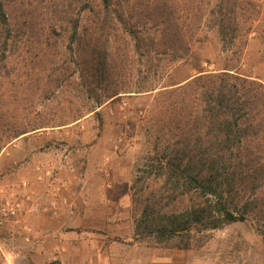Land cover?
I'll return each instance as SVG.
<instances>
[{"label": "rangeland", "instance_id": "374dc122", "mask_svg": "<svg viewBox=\"0 0 264 264\" xmlns=\"http://www.w3.org/2000/svg\"><path fill=\"white\" fill-rule=\"evenodd\" d=\"M60 1L10 3L18 56L0 70V203L19 202L21 215L0 227V264H264V240L249 222L211 230L203 245L186 250L133 239L130 188L156 146L147 118L155 91L120 94L88 112L93 100L72 72ZM116 1L131 9L143 0ZM216 1L174 0L201 14L188 55L150 72L132 58L142 69L133 67L132 81L159 88L228 66L264 82V0L237 7L241 36L225 48L208 17Z\"/></svg>", "mask_w": 264, "mask_h": 264}, {"label": "trees", "instance_id": "16d2710c", "mask_svg": "<svg viewBox=\"0 0 264 264\" xmlns=\"http://www.w3.org/2000/svg\"><path fill=\"white\" fill-rule=\"evenodd\" d=\"M15 1L0 0V70L18 56L9 18ZM244 3L217 0L209 11L223 48L241 36L236 9ZM120 5L61 0L55 9L58 21L70 24L66 48L75 57L72 72L81 78V90L93 100L88 112L120 94L155 91L147 118L156 146L130 188L137 212L133 239L186 250L203 245L211 230L242 221L256 224L264 240V82L228 66L159 88L132 81L133 67L142 71L132 58L150 72L161 61L186 57L201 14L174 0ZM76 6V16L68 17ZM140 24L154 31L144 32Z\"/></svg>", "mask_w": 264, "mask_h": 264}, {"label": "built area", "instance_id": "2783aa9c", "mask_svg": "<svg viewBox=\"0 0 264 264\" xmlns=\"http://www.w3.org/2000/svg\"><path fill=\"white\" fill-rule=\"evenodd\" d=\"M20 215L21 205L19 202L4 201L0 203V227L18 223ZM26 239L28 240V237Z\"/></svg>", "mask_w": 264, "mask_h": 264}]
</instances>
